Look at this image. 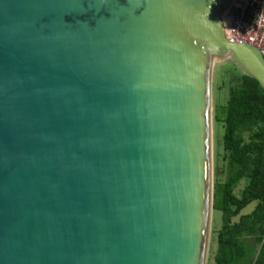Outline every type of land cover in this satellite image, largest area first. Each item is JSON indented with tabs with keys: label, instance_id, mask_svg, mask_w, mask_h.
<instances>
[{
	"label": "water",
	"instance_id": "obj_1",
	"mask_svg": "<svg viewBox=\"0 0 264 264\" xmlns=\"http://www.w3.org/2000/svg\"><path fill=\"white\" fill-rule=\"evenodd\" d=\"M232 3L0 0V264H206Z\"/></svg>",
	"mask_w": 264,
	"mask_h": 264
},
{
	"label": "trees",
	"instance_id": "obj_2",
	"mask_svg": "<svg viewBox=\"0 0 264 264\" xmlns=\"http://www.w3.org/2000/svg\"><path fill=\"white\" fill-rule=\"evenodd\" d=\"M231 64L220 83L226 97L213 110L215 131L224 129L225 165L213 173V215H220V228L212 224L208 256L212 264H264V92ZM242 179L246 184L236 195ZM252 201L258 202L255 210L231 224Z\"/></svg>",
	"mask_w": 264,
	"mask_h": 264
},
{
	"label": "built area",
	"instance_id": "obj_3",
	"mask_svg": "<svg viewBox=\"0 0 264 264\" xmlns=\"http://www.w3.org/2000/svg\"><path fill=\"white\" fill-rule=\"evenodd\" d=\"M223 25L228 40L255 47L264 59V0H233Z\"/></svg>",
	"mask_w": 264,
	"mask_h": 264
},
{
	"label": "rangeland",
	"instance_id": "obj_4",
	"mask_svg": "<svg viewBox=\"0 0 264 264\" xmlns=\"http://www.w3.org/2000/svg\"><path fill=\"white\" fill-rule=\"evenodd\" d=\"M231 61L226 60V61H216L213 70H212V77H211V101H212V116H213V110H214V105L216 102H222V100L226 97L225 89L220 88V83L221 80L224 78V72L225 71H230L233 70V65L230 63ZM225 79V78H224ZM215 126L213 120H212V162H213V173L218 165L220 168H222V165L224 167L225 162L222 160L223 156V147H222V138L224 134V129L222 125H219L217 130L215 131ZM223 179V178H222ZM246 184V179H242L238 185L237 188L234 190V193L236 195H239L240 190L245 186ZM215 222L216 228H220V215L218 213H215L213 215L212 213V223H211V228L212 224ZM210 248V244H209ZM215 248V246H214ZM209 252V250H208ZM209 254V253H208ZM206 264H212L209 262V256H207V262Z\"/></svg>",
	"mask_w": 264,
	"mask_h": 264
},
{
	"label": "bare ground",
	"instance_id": "obj_5",
	"mask_svg": "<svg viewBox=\"0 0 264 264\" xmlns=\"http://www.w3.org/2000/svg\"><path fill=\"white\" fill-rule=\"evenodd\" d=\"M224 19H225V16H224V18H223V21H224Z\"/></svg>",
	"mask_w": 264,
	"mask_h": 264
}]
</instances>
